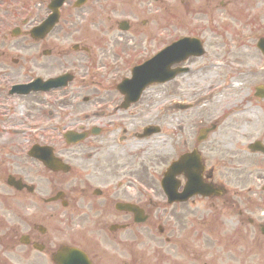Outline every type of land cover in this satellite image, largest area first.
<instances>
[{
	"label": "flooded vegetation",
	"instance_id": "flooded-vegetation-1",
	"mask_svg": "<svg viewBox=\"0 0 264 264\" xmlns=\"http://www.w3.org/2000/svg\"><path fill=\"white\" fill-rule=\"evenodd\" d=\"M95 1L99 3L102 11L118 10L113 1L110 3H107L108 0ZM89 11V6L82 11V15L87 17V26L83 32L87 44L81 47L83 54L91 56L92 63H102L99 68L103 71L124 73L123 67L113 68L110 65L114 62L127 63L135 54L131 52V48L136 47L141 51L142 47L150 46L154 38V34L151 33L152 27L128 26L125 29L129 31L128 34L114 33L112 27L97 26L99 23L95 18H88ZM93 68L94 65L86 64L82 68L81 78L90 76V80L104 82V79L92 75ZM38 73L48 75L49 78L58 76L48 69L37 71ZM17 76L26 79L36 74ZM69 91L63 93V96L68 98L62 100L60 106L84 111L86 106L83 104L93 103L97 98L104 99L110 111L96 119L99 130L97 136L86 135L83 141L67 147L68 153L62 155L60 152L57 155L71 167V170L45 173L43 171L47 170L40 165V169L35 171L38 187L35 186L33 192L36 190V195L35 192L31 194L23 189L17 190L11 187L14 183H9L11 176L19 179L21 174L29 180L32 177L24 166L13 162L11 167L16 168V172L0 158L1 185L4 184L11 190V193L0 192V202L7 203L6 209L0 215V264H61L63 256L59 255L67 249H77L100 264H144L141 259L149 255L140 253L139 250L148 249V234L153 227L150 218L152 206L143 201L137 190L130 186L122 188L121 182L118 181L123 177L133 179L138 173L146 174L149 179L148 170L154 173L169 163L167 161L154 163L153 147L145 140H138L136 137L138 120L147 119L146 101L139 107L141 111L145 109L144 116L119 124L117 100L110 99L108 95L91 98L84 90ZM58 95L56 91L51 92L47 97L30 95L29 99L19 107L25 109L28 106L33 110L37 106L36 110L40 109V112L46 113L49 121L50 119L57 121L54 112ZM79 98L82 99V103L78 102ZM43 108L48 110L44 111ZM92 120L95 119L87 116L78 119V124L67 122L64 125L73 128L74 125H78L77 130L88 132L84 129ZM229 120L232 121L229 122L230 125L227 123L224 128L219 125L214 130L213 134L217 135L216 138L196 139L192 144L182 139L179 147H174L178 152L176 157L197 152L202 167V169L196 166L189 168L190 175L196 177V182L200 185L199 189H189L190 197L184 202L173 203L171 209H164V215L176 218L173 226L178 228L179 247L183 252H186L188 239L199 244L195 245L196 248L210 249V262L206 261V255H201L196 250L192 254L193 264H264V204L263 207H258V203L250 202L248 196L253 194L258 201L264 200V154L252 153L248 146H245L247 155L230 152L228 140L230 133L236 127L231 117ZM144 124L147 125L146 120ZM179 131L174 137L177 144L182 137L181 128ZM256 142L264 147V133ZM76 147L78 149L75 150ZM218 163L222 165L220 166L222 170H216ZM79 166L83 168L79 169ZM5 171L8 174H5ZM14 173L18 176H14ZM46 174L48 176H45ZM185 184L186 180L182 178L177 193L183 190ZM93 186L98 187L97 191H94ZM209 187H213L216 191L215 195L209 192ZM48 189H50V199L56 198L48 203L51 212L47 208L41 209L42 203L38 201L41 200L42 190ZM220 190L219 195L217 191ZM76 193L84 195L79 199V204H83L81 214L85 218L79 221L92 224L91 226L76 224L77 228H81L82 225L85 227V234L83 233L81 239H78L74 233L73 212L74 201H77ZM59 196L62 197L58 201ZM35 201L40 207L34 214H28L32 211L30 207ZM118 203L139 206L147 218L138 220L134 219L132 214L118 211L116 209ZM159 226L160 224L156 225L160 233L159 237H163L165 231L169 234L168 230L159 229ZM105 231L108 235L104 234ZM94 234H97L96 238ZM91 235L94 239H90ZM164 241L169 242L166 237ZM157 242L162 244L161 240ZM219 242L225 243L221 251L223 255H218L217 252ZM108 251L111 253L107 256V261H99V257ZM122 258H127L129 262L121 261Z\"/></svg>",
	"mask_w": 264,
	"mask_h": 264
},
{
	"label": "rangeland",
	"instance_id": "rangeland-1",
	"mask_svg": "<svg viewBox=\"0 0 264 264\" xmlns=\"http://www.w3.org/2000/svg\"><path fill=\"white\" fill-rule=\"evenodd\" d=\"M112 1L121 7H123L126 4V2L124 0H112ZM132 1H134V0H132ZM220 3H221L220 1L217 3V5H218L217 8H219L217 10L221 13V15H220L219 19L218 18L215 19L216 21H218L220 26L222 24L225 26L227 25V27H229L230 24H232V26H234L233 23L237 24V21L241 24H242V22H244L245 23L244 25L247 26L246 19L249 18L251 26L254 27V30L249 29V40H248L249 42L248 43L250 45L255 43L256 40L253 41L254 37L255 38L258 37L260 33L264 34V27H261L264 25V0H232V1L228 0V1L223 2L222 5H220ZM174 4H177V1H175ZM174 4L170 3V5H172V6H175ZM259 5H261L260 8H259ZM158 6L161 7V12H163L165 10L164 5L162 3L155 4L153 7H158ZM169 7L170 6H168V8ZM168 8H167V10H168ZM118 11L119 12H117V13H118L119 17H122L120 15H125V14L129 13V11H127L125 9H120ZM157 11L158 10H156V8H154V11H152L153 17L156 16ZM241 13H247L249 15L252 13L253 16H247L245 18H242ZM161 16H162V13H161ZM168 16H171V15H168ZM262 17H263V22H261ZM239 18H241V19H239ZM186 20L187 19H185V21ZM198 21L200 22V24L202 26H204L206 24V22H208L209 20L201 18V19H198ZM219 21H222V22H219ZM253 23H255V24H253ZM262 23H263V25H262ZM110 24H112V22ZM183 25H186V23H183ZM189 26L192 27L193 24H191ZM258 26L261 27V30L258 29ZM171 27H176V26L171 25ZM238 30L233 31V30L229 29V31H227L224 34L219 33L217 42H219V43H225V42L236 43L235 42V36H239V34H240L238 32ZM245 31H248V29H245ZM67 60H68V58L66 56L61 55V56L55 57L54 61H50L47 65H43V66H45L48 69H51L55 66L57 68L60 65L66 66L64 61H67ZM207 60H208L207 57H205L203 59V61H207ZM234 61L236 62L237 60H234ZM239 61H242V60L239 59ZM254 63L257 64V62H254ZM37 65H42V64H37ZM244 67H246V65H244L243 63L242 64H235L233 62V60L227 64V68H230V70H237L238 71L239 68H244ZM249 73L250 74L246 77V79L248 80L247 86L249 87V90H252L254 86L259 85L260 83H264V71L259 72L262 76H258L257 74L252 73V69L250 68ZM11 75H13V72L11 73ZM238 85H240V84H238ZM240 88H241V85H240ZM4 97L8 98L6 96H4ZM153 100L155 102H157L156 104L161 106V99L159 97L153 98ZM11 103H14V102H11ZM16 103L17 102H15L14 104H16ZM156 112H158V110H156ZM257 117H258V121H259L261 119V117H260V115H257L256 112L251 116L252 120H256ZM156 139H160V137H158ZM191 229L193 230L194 228H191ZM153 238L154 237H152L151 240ZM192 244L195 245V243H192ZM159 245L160 244H158V246ZM217 245H218V247H221L219 244H217ZM163 246L166 247V245H163ZM170 248H171V251L169 253H167V255L165 256V259L160 264H180V261H181L180 257L182 256L181 251H179V248L177 246L171 245ZM192 250H193V248H192ZM149 252H150V256L152 258V259H146V261L149 262V264H157V261H160L162 259L161 255L158 252V249L151 248Z\"/></svg>",
	"mask_w": 264,
	"mask_h": 264
}]
</instances>
